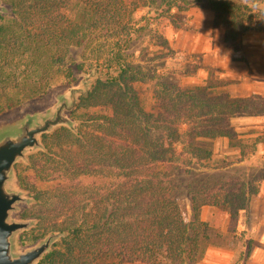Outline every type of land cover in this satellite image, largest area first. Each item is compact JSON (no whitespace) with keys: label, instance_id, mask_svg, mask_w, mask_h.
Returning a JSON list of instances; mask_svg holds the SVG:
<instances>
[{"label":"trees","instance_id":"1","mask_svg":"<svg viewBox=\"0 0 264 264\" xmlns=\"http://www.w3.org/2000/svg\"><path fill=\"white\" fill-rule=\"evenodd\" d=\"M5 1L12 13L0 16L5 111L43 99L57 77L72 84L92 70L101 76L71 113L75 130L42 135L45 150L28 156L31 174L17 173L19 188L43 208L36 218L65 233L60 248L39 264H195L210 239L200 210L215 207L236 219L264 174L248 183L227 177L189 188V217L176 197L174 174L191 165L217 168L206 141L227 139L237 162L264 147V98H235L210 81L187 87L155 69L144 71L131 52L147 29L136 14L156 1L176 14L199 4L213 12V24L223 27L224 43L236 53L242 36L264 33V9L257 6L264 0L251 7L252 0ZM72 48L80 50L78 64L69 62ZM136 83H154L150 111ZM250 116L263 117L262 131L238 134L232 119Z\"/></svg>","mask_w":264,"mask_h":264},{"label":"rangeland","instance_id":"2","mask_svg":"<svg viewBox=\"0 0 264 264\" xmlns=\"http://www.w3.org/2000/svg\"><path fill=\"white\" fill-rule=\"evenodd\" d=\"M251 2L253 0L248 3L250 7ZM3 3L9 7L5 0H3ZM239 3L245 4L244 1H239ZM257 6L264 9V1L263 3L258 2ZM189 11L176 14L174 10H166L165 7L159 6V1L154 4H147V7L140 9L136 14V18L139 20V24H145L147 29L141 32L133 42L131 52L134 64L140 66L144 71L149 70L150 73L155 69L157 74L164 76V80L178 81L182 86L193 87V84H187V82H191L190 79L195 78L202 80L199 85H204L207 81H210V83L220 88L231 91L234 95H239L240 92L242 93L240 85L242 77L226 78L222 76V72L209 65L211 59L208 56L189 52L188 49H177L171 44V39L166 35L165 29L173 27L187 32L193 28L188 22L189 18L193 17L189 14L193 12L189 13ZM201 18L205 19L203 13H201ZM173 21H176L179 27H175ZM163 40L167 41V47L162 46ZM238 50L235 60L238 59L243 62V46H240ZM80 61V50L72 48L69 56L70 64H78ZM78 80L68 84L64 77H57L52 82V88L46 97L25 103L10 111H5V103L0 101L1 108L5 112L0 115V121L7 120L32 105L51 103L55 92L77 84ZM134 88L143 108L150 111L153 106L154 83H136ZM95 111L97 110H89L85 114L89 116ZM69 116L72 120L75 119L72 114ZM233 122L235 129L241 134L244 133V135H248V132L259 131L261 126L259 119L238 118ZM205 144L212 151L213 165L217 164L216 169H205L191 165L187 169H179L174 174L175 194L186 217L190 215L189 188L191 189L203 182H212L227 177L237 178L248 183L264 174L263 147L258 148L254 155L246 160L237 162L238 151L231 147L227 141L215 139L206 141ZM29 163V161L28 164L18 162L15 165L16 185L17 173L28 176L31 174V171H25ZM49 186L51 185H39V188L44 189ZM26 195L32 197L28 192ZM41 210L43 208L33 202L29 206H21L20 211L15 215L18 219L34 218L37 220L33 228L19 235L17 244L20 249L31 247L47 234L55 232L56 228L52 227L53 222L46 221L43 223L36 218V214ZM205 215L210 227V239L204 255L195 264H264V183L261 184L258 194L249 201L236 219H230L224 211L214 207L206 208ZM61 240H58L52 246L51 251L60 248Z\"/></svg>","mask_w":264,"mask_h":264},{"label":"water","instance_id":"3","mask_svg":"<svg viewBox=\"0 0 264 264\" xmlns=\"http://www.w3.org/2000/svg\"><path fill=\"white\" fill-rule=\"evenodd\" d=\"M0 15L12 16L3 0H0ZM77 77V84L55 92L51 103L32 105L0 121V264H39L52 246L65 237V233L55 231L31 247H18L19 235L33 228L37 220L15 217L21 206L34 202L16 185L15 165L18 162L28 164L29 155L45 150L42 135L59 127L75 130L76 122L69 115L79 99L88 96L93 80L101 76L92 70Z\"/></svg>","mask_w":264,"mask_h":264},{"label":"crops","instance_id":"4","mask_svg":"<svg viewBox=\"0 0 264 264\" xmlns=\"http://www.w3.org/2000/svg\"><path fill=\"white\" fill-rule=\"evenodd\" d=\"M188 10H190L189 13L193 12L189 14L193 15V17L191 18L189 16L190 18L188 21L193 28L184 32L183 30L174 29L173 27H167L165 33L169 36V39H171V44L177 49H188L189 52L208 56L211 59L209 65L219 70V72H222V76L226 78L234 79L242 77L240 83L242 93L240 92L239 95H234L231 91L226 90L231 97L245 98L256 95L264 98V33L249 32L239 39V47L243 46L242 53L244 56V61L240 62L238 59L235 60V56L239 50L234 53L232 48L224 43L223 27L213 24V12L199 4L192 5ZM201 13L204 14L205 19L201 18ZM252 71L255 72L253 73ZM190 80L191 82L189 81L187 84L191 83L196 86L202 83V80H197L195 78ZM238 118L247 120L259 119L261 121V126L260 130L256 132H260L263 129L262 116ZM238 118L232 119V124L234 123L233 121ZM235 131L240 135H244V133L241 134L236 129ZM218 139L228 142L225 138ZM262 147L263 145H258L257 149H261ZM209 207L210 206H205L200 210V218L204 222H208L205 209Z\"/></svg>","mask_w":264,"mask_h":264}]
</instances>
